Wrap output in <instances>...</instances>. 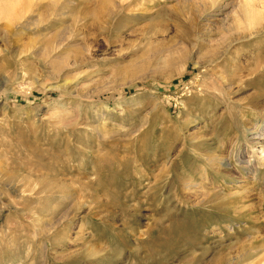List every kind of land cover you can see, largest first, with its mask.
<instances>
[{
	"label": "rangeland",
	"instance_id": "1",
	"mask_svg": "<svg viewBox=\"0 0 264 264\" xmlns=\"http://www.w3.org/2000/svg\"><path fill=\"white\" fill-rule=\"evenodd\" d=\"M221 256L264 264V0H0V264Z\"/></svg>",
	"mask_w": 264,
	"mask_h": 264
},
{
	"label": "bare ground",
	"instance_id": "2",
	"mask_svg": "<svg viewBox=\"0 0 264 264\" xmlns=\"http://www.w3.org/2000/svg\"><path fill=\"white\" fill-rule=\"evenodd\" d=\"M184 182H185V181H184ZM186 182H187V181H186ZM188 182H189V181H188ZM190 182H191V181H190ZM187 184H188V183H187ZM189 184H191V183H189ZM189 184H188V185H189ZM185 186H187L186 183H185ZM194 186H195V185H194ZM188 193H189V192H188ZM185 195H186V194H185ZM188 195H189V194H188ZM186 197H189V196H186ZM221 257H222V256H221ZM221 257L218 258V259L215 261L214 264H219L220 262L222 263V261L225 259V257H224V259H223V257H222V258H221ZM221 263H220V264H221Z\"/></svg>",
	"mask_w": 264,
	"mask_h": 264
}]
</instances>
